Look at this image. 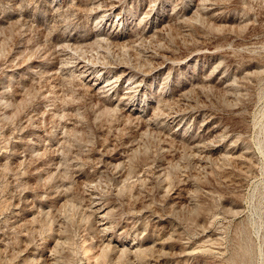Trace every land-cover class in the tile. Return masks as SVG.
I'll list each match as a JSON object with an SVG mask.
<instances>
[{
  "label": "rangeland",
  "instance_id": "374dc122",
  "mask_svg": "<svg viewBox=\"0 0 264 264\" xmlns=\"http://www.w3.org/2000/svg\"><path fill=\"white\" fill-rule=\"evenodd\" d=\"M0 264H264V0H0Z\"/></svg>",
  "mask_w": 264,
  "mask_h": 264
},
{
  "label": "bare ground",
  "instance_id": "6f19581e",
  "mask_svg": "<svg viewBox=\"0 0 264 264\" xmlns=\"http://www.w3.org/2000/svg\"><path fill=\"white\" fill-rule=\"evenodd\" d=\"M111 1H112V0H111ZM112 3H113V2H112ZM82 68L84 69L83 72H84V73H87L88 69H86V66H85V65H82ZM128 71H129V70H128ZM128 71H127L126 73H127V75H130L131 73L128 72ZM129 73H130V74H129ZM123 74H124V73H123ZM132 76H133V75H132ZM99 84H100V83H99ZM99 84H98V85H99ZM102 84H103V83H102ZM109 84H110V82H109ZM111 86H112V85H111ZM107 87H108V85H106V86H101L100 88H101V89H106Z\"/></svg>",
  "mask_w": 264,
  "mask_h": 264
}]
</instances>
